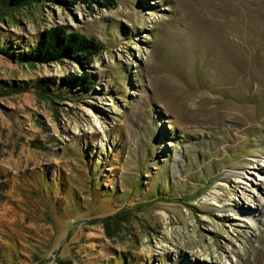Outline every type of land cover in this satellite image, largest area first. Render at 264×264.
<instances>
[{
	"label": "rangeland",
	"instance_id": "374dc122",
	"mask_svg": "<svg viewBox=\"0 0 264 264\" xmlns=\"http://www.w3.org/2000/svg\"><path fill=\"white\" fill-rule=\"evenodd\" d=\"M5 11L0 48L64 26L102 50H0V264H264V0Z\"/></svg>",
	"mask_w": 264,
	"mask_h": 264
},
{
	"label": "trees",
	"instance_id": "16d2710c",
	"mask_svg": "<svg viewBox=\"0 0 264 264\" xmlns=\"http://www.w3.org/2000/svg\"><path fill=\"white\" fill-rule=\"evenodd\" d=\"M50 1H58L59 3L72 5L77 2H84L88 5L97 3L105 8L116 6V0H0V7L6 8L5 13H10L14 9L26 8L29 5L35 6ZM0 50L9 56L10 59H16L29 65L54 62L66 58L82 66L84 63H91V61H93V58L101 52L102 44L99 40L92 36H88L84 32L69 31L64 26H52L41 32L37 42L26 51L15 54L11 51L9 44L4 45ZM59 80L62 85L71 84L84 92L92 90L95 85L94 77L90 72L85 70L81 71L79 74L75 73L63 76ZM27 85H20L19 88L27 89ZM14 89L13 86L8 84L7 87L0 86V96L7 94L9 91L14 92ZM36 92L40 95H44L40 91ZM109 220L110 217H106L102 220L104 226L109 227V223L113 224V222ZM114 223L117 224L118 221Z\"/></svg>",
	"mask_w": 264,
	"mask_h": 264
},
{
	"label": "bare ground",
	"instance_id": "6f19581e",
	"mask_svg": "<svg viewBox=\"0 0 264 264\" xmlns=\"http://www.w3.org/2000/svg\"><path fill=\"white\" fill-rule=\"evenodd\" d=\"M236 177H238V176H236Z\"/></svg>",
	"mask_w": 264,
	"mask_h": 264
}]
</instances>
